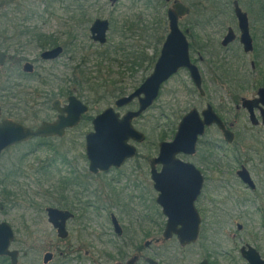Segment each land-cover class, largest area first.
<instances>
[{"label":"rangeland","instance_id":"374dc122","mask_svg":"<svg viewBox=\"0 0 264 264\" xmlns=\"http://www.w3.org/2000/svg\"><path fill=\"white\" fill-rule=\"evenodd\" d=\"M179 1L191 7V13L181 20L180 25L183 31L187 29L186 34L194 45L191 57L204 78V87L208 93L207 97L203 99L199 96L186 70H181L172 77L163 85L161 95L153 107L133 122L135 128L147 136V140L140 145L132 143L138 149L139 155L134 159H130L123 167V172L127 176L115 172L109 176L97 177V179L91 181L92 185L85 192L86 194L78 186V181L72 187L66 186L67 183H64L65 186L59 189L62 190L61 192L57 191L56 187L62 182L61 179L66 176L69 177V167H78L77 172L81 171L82 178L88 177L85 174L88 171L86 162H89L85 150L86 135L94 131L93 119L105 109L114 105L115 99L111 101L100 100L98 102V98H95L98 93L92 92L93 100L89 101L91 103H87L90 108L89 111L83 115L80 124L64 138L43 141L45 145L40 146L39 151L33 153L30 149L35 146L33 143L37 144V142L21 145L0 159V169L1 164L20 163L22 166L23 176H20L18 181L22 190L21 197L12 202H3L4 208L0 210V221L7 222L15 232V240L11 245V249L20 252L19 264H44L43 257L48 252L55 255V260L49 264L63 263L67 253L72 252H76L81 257V264L85 263L87 258L89 259L87 264H89V261L95 264L100 261L104 264H113L109 255L113 256V243H115V240L111 238L110 233L105 235L102 231L104 227L109 228L112 226L110 214L108 215V213L111 212L117 215L122 226L134 225L137 227L138 225H146L147 227L149 223H152V226L164 223L165 219L158 214V206L155 201L158 193L154 190V183L149 176L148 162L158 156L160 136L166 138L164 141L173 140L175 133L168 132L167 124L170 127L171 123H175L176 126L179 118L188 113L189 110L197 108L200 111L206 107L207 103L219 107L221 99L230 96L227 89L215 94L214 91L208 89V84L211 81L213 72L211 61L230 62L224 60V56L230 54H227L221 47V40L226 34L225 29L232 27L237 30V22L232 7L234 0ZM73 2L79 3L78 6L81 5L82 0H0L2 6L0 25L9 23V29H2L5 33L16 34L19 30L22 32V29L29 27L34 32L56 34L62 42L65 39L61 37V34L77 35L78 41L75 42V47L79 50L82 46L84 48L83 55L88 60L87 64L85 63L84 71H86V75L82 77L83 80L89 77L103 76L110 86H114V82L123 85L127 89L125 91L126 95L134 92L152 73L162 44H158L154 40L150 43V41H145V38L137 36V33L132 34L131 37H134H130L131 39L127 41L128 45L136 46V53L145 54V56L151 57L156 54L154 64L145 63L142 67L130 69L132 61L115 56L112 58L118 59V62H113V64L103 63L101 67L103 69H101L96 66V55L104 51V48L112 49L116 43L121 42L122 38L118 31H120L123 15L130 13L132 0H119L115 6H112L110 0H87L86 5L93 11L92 21L100 18L108 19L110 23L113 21L120 22V24L114 25L117 28L116 31L110 29L108 42L104 46L94 44L91 40L89 29L92 22L84 26L85 24L81 23L79 16L77 17L78 21H75V23L70 20V16L74 12ZM239 3L243 10L248 13L251 33L257 39L255 53L251 55L243 53V81L247 83V90L243 91V95L251 98L256 96L260 85H264V0H239ZM86 5L83 8L85 10L87 9ZM141 6L142 3H139L138 9L134 8L133 12L136 13ZM170 6L168 5V7ZM66 7L69 9H66ZM214 7H218V9L215 10ZM150 13L151 11L148 10L146 14L149 15ZM214 18H218V22H214ZM27 20L30 21V24L25 22ZM13 21L15 27L11 26ZM17 23H19V27H17ZM81 24L83 25L81 26ZM13 43L27 44L19 41ZM127 43H122L119 47L126 46ZM72 47L75 50L74 46ZM236 48L237 45L234 44L230 48L231 53H234ZM21 50L25 53L21 54L25 59L39 58L38 48L28 45V47ZM69 57L70 54L53 65L40 66L38 72L41 73L42 77L47 78L48 87L39 84V77L41 76H37V73L22 81L25 88L21 87L19 89L20 97H23L22 91L23 94L26 93L27 95L24 96V101H22V119L25 123L30 125L40 124L44 119L54 115L52 101L43 103L39 93L43 90L47 91V89L52 91L57 89L62 85L60 79L69 80L71 77L73 79V70L79 60L69 59ZM252 61L258 63V68L255 71L251 67ZM19 71L18 68H15L17 75ZM69 87L77 95L87 89L86 86L81 89L72 82ZM85 93L82 97L90 95L87 92ZM83 101L85 102L84 99ZM227 102L228 100H225V103ZM136 109L137 105L134 104L131 107L117 109V111L123 115L128 110ZM34 112H37L38 115H33ZM25 113H27L26 116ZM236 118L239 119V117ZM64 160L68 162L67 166L63 164ZM260 169L261 174L264 175V166L262 165ZM238 182V178H236L233 182V192L224 190L222 194L214 197L218 202H222L221 207L229 211L231 216H237H234L233 220L230 216L221 217L226 230L223 235L215 233L210 228L209 223L211 224L213 220L210 221L208 215L207 217L202 215L204 230L201 229L200 238L195 245L184 249L176 240H164L162 233L152 232L146 240L153 241L151 255H147V257L153 258L157 264H163V257H160L162 254L166 255V262L169 264H199L208 257V251L215 247L213 246L215 241L219 244L215 248L231 253L225 260L219 262L221 264H238L240 258L237 246L244 241H258L254 238L255 236L264 241V223L262 224L261 218L259 220V217L254 214L255 209H248L251 217H246L243 221V206L239 207L233 200L229 201V197L231 198L233 195H238L241 199L244 192L250 194L249 191H243V186ZM116 191L120 193L119 197L114 196ZM74 195H79L83 199L82 203L84 205H81L82 210L80 209L79 214H77L78 218L70 222L68 226L69 237L63 240L57 236L55 229L48 222L46 209L48 207L62 209L63 198L66 196L71 203H74ZM70 202H67V204ZM204 203L206 206V202ZM84 222L90 223L91 228L89 229ZM237 222L242 225L244 223V230H238ZM246 232L249 234L247 235ZM100 234L101 236H99ZM158 239L161 242L156 243ZM146 241L143 242V245ZM132 253L133 251L130 255ZM144 263V260H142L141 264Z\"/></svg>","mask_w":264,"mask_h":264},{"label":"flooded vegetation","instance_id":"af4514ba","mask_svg":"<svg viewBox=\"0 0 264 264\" xmlns=\"http://www.w3.org/2000/svg\"><path fill=\"white\" fill-rule=\"evenodd\" d=\"M175 1H179V0H162V5L164 7L166 18H167V33L165 35L164 41H162L163 43L162 42L160 43L162 44V46L169 33L168 11L173 7ZM234 1L232 2V7H233L234 16L237 22V30H235L232 27H228L227 29H225L226 34L223 36L221 40L222 49L227 54L228 53L230 54V55H225L224 60L230 61V62L225 63L221 61L216 62L212 60L211 64L213 65V72L211 75V81L208 84V89L211 91H214L215 94H219L221 90L227 89L230 96L226 98H222L221 105H219V107H214L213 104L207 103L206 107L200 111L197 108H193L198 111L201 118L203 119V116H202L203 111H205L208 108V106H211L213 108V111L216 113L218 118L221 120L224 126V129L220 128L217 124H212L210 126L206 125L203 135L198 137L196 147H195V152L193 154H187V153L181 152L180 154L177 155V158H179L184 164L193 165L195 169L199 171L201 173V176L203 177V186L201 189V193L194 202V206L201 218L199 238L201 234V229L204 230V227H203L204 225L202 226V215L204 217H207L208 215L209 220L210 221L213 220L211 224L209 223V226L211 229L214 230L215 233H218L220 235L221 234L223 235V233L226 232L225 226L223 225L224 223L222 222L221 217L230 216L232 220L234 216L237 217L236 215L231 216L229 211L221 207L222 202H218L217 200L214 199L215 196H219L220 194H222L224 190H229L233 192L234 190L233 182L235 181L236 178H238V181H239L238 183L243 186V191H249L251 195L249 193L244 192L241 199H239L238 195H233L231 198L229 197V201L233 200V202H235V204L238 205L239 207L243 206V221L245 220L246 217H251V213H249L248 209L253 208L255 209L254 214L259 217V220L261 218L262 224L264 223V175L261 174V169H260L262 165L264 166V121H263L264 120L263 118L264 105L258 102V99L260 98L259 91L261 89H264V85H260L255 97L249 98L246 95H243V91L247 90V87H246L247 83L246 81H243V53L245 55L254 54L257 49V42H256L257 39L255 35L251 33V25H250V19H249V30H250V34L253 40L254 50L251 53H245L244 48H243V43L241 42V29L239 27L238 19L235 15ZM168 5H171V6L168 7ZM187 6L190 8V12H189L190 14L191 7L189 5ZM183 18L184 17H182L179 20V28L181 30L182 28H181L180 23ZM217 19L218 18H214L213 21L218 22ZM25 22L27 24H30V21L28 20ZM14 25H15V22L13 21L11 26L14 27ZM16 25L17 27H19V23H17ZM2 29H9V23H3ZM230 30H232L233 33L235 34V39L229 44L225 45L223 44V41L225 37L228 35ZM186 31L187 29H185V31L182 30V32L186 35L187 40L189 42V50H190V57H191V51L193 52L194 45L189 40V37L187 36ZM61 37H64L63 38L65 39L64 42H62L61 39H58L56 34L50 35V34H46L42 32H34V31H31L29 27L27 29H22V32L21 30H19V32L16 34L9 33V32L0 33V50L5 54V62L2 66H0V126H2L5 122L10 121L16 124H20L24 127L37 130L42 125V123L44 122L52 123L58 119L59 112L54 108V104L57 101L59 102V107L64 108L68 104V101L72 96H75L78 99H80L76 94L73 95V93L71 92L70 87H69L71 85L70 79L69 80L60 79L61 80L60 83H62V85H60L57 89H54L53 91L51 89H47V91L43 90L39 93L40 94L39 96L43 100V103L47 101H52V109H53L54 115L52 117L44 119L40 124L30 125V124L25 123L22 119V115H23L22 101H24V96H27L26 93L23 94V91H22L23 97H20L19 89L21 87L25 88L22 85V81L34 75L35 73H37V76L38 75L41 76V73L38 72L41 65L42 66H44L45 64L53 65L54 63L59 62L61 59H63V57L67 56L68 54H70L69 59L70 58L72 59L73 53L76 54L78 52V53L83 54L84 48L82 46L81 48H79V50H77V48L75 47V42L78 41L77 35L73 37L70 33L68 34L64 33V34H61ZM71 38H74V39L71 40ZM52 39L57 40L56 45L48 43V41ZM14 41H19V42H23L27 44L26 45L22 43L14 44L13 43ZM93 43L98 44V43H95L94 41ZM234 44L237 45V48L234 50V53H231L230 48ZM28 45H31L34 48H38L39 58L35 57L33 60H30V59H25V57L21 55V54H25L23 53V50L21 49H23L24 47H28ZM15 46L19 48L17 49ZM72 46H74L75 50L72 49L73 48ZM162 46H161V49H162ZM58 47L62 48V52L60 53L58 57L53 58V59H45L42 57L43 53L53 50ZM160 53H161V50H160ZM76 60L78 61L77 58ZM191 60H192V57H191ZM83 61L84 59L82 61H79L76 67H78L79 65L83 66L84 64ZM21 66H23V68H21ZM65 67L67 69L66 65ZM251 67L253 68V71H255L256 68H258L257 61L256 62L252 61ZM15 68H18L20 70L18 72V75L15 73ZM181 70H186V69H181ZM181 70H179V72ZM189 76H190V73H189ZM261 77L263 78L262 74H261ZM46 79L47 78H45V76L39 77V84L43 87H48L47 86L48 81H46ZM192 84H193V87H195V90L198 91L199 96L205 99L208 93L204 87L205 81H204L203 76H202L203 94H201L200 90L197 88L196 84L193 81H192ZM162 87H161V90H162ZM161 90H160L159 97L161 95ZM159 97L157 98V100L159 99ZM117 99H115L114 105L110 107H115V102ZM80 100L83 101L82 99ZM225 100H228V102L225 103ZM156 101L154 102V104L156 103ZM248 101L251 102L252 109L248 107V103H247ZM134 104L137 105V109H138L139 107L138 99H135L127 107H131ZM153 105L150 108H152ZM115 109L117 110L116 107ZM193 109L189 110L188 113L192 111ZM25 111H27V109H25ZM128 111H135V110H128ZM188 113H186L185 115L179 118L176 126H175V123H171L170 127L167 124L166 127H168V132L170 133L172 132L176 134L179 131V127L184 117ZM237 113L238 115H236ZM26 114L27 113H25V116ZM33 115L37 116L38 113L34 112ZM236 117H239V119ZM136 120H138V118L135 119L134 122ZM72 130H74V128L66 130L65 135L62 137H58V136L35 137L25 142L11 145L8 148H5L2 150V152L0 153V159L6 156L11 150L21 145H28L33 142H37V144L33 143L35 146L30 149L31 153L37 152L39 151L40 146L45 145L44 144L45 142L43 141H51L54 139L64 138ZM168 132L166 130V134ZM226 132H229V136L233 137L232 141L227 140ZM145 137H146L145 138V141H146L147 136L145 135ZM162 142H171V141L161 140L160 144ZM131 143H136L137 145L142 144V143H137L134 141H131ZM160 144H159V151H160ZM85 150H86V145H85ZM158 156H159V152H158ZM152 160L153 159H151L150 162H148L149 163L148 167H149V176L152 182L154 183L152 179ZM128 161L130 160H127L126 163H124L120 168L112 167L108 171H105V172L99 171L97 174H94L90 171L89 169L90 163L86 162L88 171H86L85 174L86 176H88L87 178H82L83 175L80 173L81 171L77 172L78 167H69L68 169L69 170L68 172L70 173L69 177L66 176L60 181L67 183L66 186H69V187H72V185H76V182L78 181L79 182L78 186H80V189H82L83 193L86 194L85 192H87V190H89L90 186L92 185L91 181H93V179H97V177L109 176L115 172H120L123 176H127V174L123 172V167L127 164ZM63 164L67 166L68 162H65L64 160ZM1 165L2 167L0 169V210L4 208L2 204L3 202H12L21 197L22 190L20 188L18 181L20 180V176H23L22 166L20 163L1 164ZM155 168L158 172H161L163 168V164L157 163L155 164ZM245 171L249 174V177H248L249 181L245 180L244 175L242 176L240 173V172L245 173ZM132 176H134V174H132ZM112 179L114 180L115 178H112ZM211 182L213 183L211 184V186H209ZM153 187H154V184H153ZM59 191L61 192V190ZM157 193H158L157 195V198H158L159 192ZM119 195L120 193H118L117 191H116V194H114L115 197H119ZM74 196H75L73 197V200L75 201L74 203H71L66 196L63 198L65 202L64 201L62 202L61 210L70 211L74 215V217L71 218L67 222V226H66V229L68 232L67 238L70 235L69 230H68V226L70 222L75 221L78 218L77 214H79L80 209L82 210L81 205H84V203H82L83 199L79 195H74ZM157 198L155 199V201L158 206V214L159 216H162L165 219L163 221L164 223H161L160 225H157V226H152V223H149L147 227L146 225H143V226L138 225L137 227H135L134 225L122 226L120 224V221L117 215L111 212L108 213V215L110 214V221H111L112 226L109 228L104 227L102 231H103V234L105 235L110 233L111 238L115 240V243H113L114 244L113 245L114 246L113 256L109 255L113 264H127L129 261L135 258H136V261L134 264H141L142 260H144L145 262L144 264H150L149 261L154 260L150 256L147 257V255H151L150 252L152 249L153 241L152 240L146 241V240L147 238L151 236L152 232L162 233L163 235L166 230L167 221H168L167 216H165L163 213V208L157 203ZM67 202H70V203L67 204ZM204 202H206V206L204 205L205 204ZM113 216L117 219L119 223V226H120L119 230H121L120 233L117 232L116 227L114 226ZM250 220H252V218H250ZM84 224L89 229L91 228L90 223L88 224L84 222ZM237 224H238L237 225L238 230H242V229L244 230L245 228L244 223L242 225L239 222H237ZM217 225H221V226H217ZM179 228H181V226H179ZM261 232L263 233L262 229H261ZM246 233L247 235L249 234L248 232ZM101 234L99 236H101ZM67 238L63 240H66ZM254 238L257 239L258 241H255V242L244 241L239 246H237V252L240 258V262L238 264H252L255 260H257L255 261L256 263L258 261L261 262L259 264H262L264 262V241L258 238L257 236H255ZM164 240H167V239L164 238ZM168 240H176L178 244L184 249L195 245L198 241L197 240L195 243L182 246L177 236H173L172 238ZM144 241L146 242L143 245ZM158 242H161V241L158 239L156 240V243ZM217 245L219 244L214 241L213 246L216 247ZM215 247L208 251L209 252L208 257L206 259H203L199 264H201L205 260L208 262V264H221L219 261L225 260L229 255H231V253L217 249ZM132 251L133 253L130 255ZM249 252H251V254H253L254 257L256 256L257 259L252 258L251 256L249 257L248 256ZM165 256H166L165 254H162L160 256L161 258L163 257L162 258L163 264L164 263L169 264L168 262H166ZM0 259H3V258H0ZM80 259L81 257L78 254H76V252L67 253V256L65 257L63 263H59V264H81ZM54 260H55V255H54V259L51 262H53ZM85 260L86 261L83 264H87L89 259L87 258ZM89 264H95V263L93 262L90 263L89 261ZM98 264H104V262L100 261L98 262Z\"/></svg>","mask_w":264,"mask_h":264},{"label":"water","instance_id":"95a60500","mask_svg":"<svg viewBox=\"0 0 264 264\" xmlns=\"http://www.w3.org/2000/svg\"><path fill=\"white\" fill-rule=\"evenodd\" d=\"M110 2L112 6H115L119 0H110ZM1 8L0 3V11ZM234 10L241 29V42L244 51L245 53H251L254 46L249 30L248 14L242 10L238 0L234 1ZM189 12L190 8L187 5L180 1L174 2L173 7L168 11L169 33L153 72L138 89L129 95L120 97L115 102V107L121 109L138 99V109L128 111L121 116L115 107H109L93 119L94 131L86 136V156L92 173L105 172L112 167L120 168L127 160L136 156L138 151L131 144V141L142 143L146 137L135 128L133 121L143 115L154 104L159 97L163 84L177 74L179 70L186 69L190 73L192 81L203 94L200 70L192 62L189 42L186 35L179 28V20L188 15ZM110 27L108 19H95L89 29L90 38L101 46L106 45ZM234 39L235 34L230 30L223 44L227 45ZM61 52L62 48L58 47L43 53L42 57L53 59L58 57ZM4 62L5 54L0 50V66ZM259 96L258 102L264 105V89L259 91ZM247 103L248 107L252 109L251 102L248 101ZM54 108L59 112L58 119L52 123H42L37 130L10 121L0 126V153L11 145L35 137H62L65 135L66 130L76 128L80 124L83 115L89 111V106L75 96L69 99L64 108L59 107L58 101L54 104ZM202 116L203 119L196 109L190 111L184 117L174 139L171 142H162L159 156L152 160V179L155 190L159 192L157 203L163 208V213L168 218L163 236L167 240L177 236L182 246L195 243L199 238L201 218L194 202L201 193L203 177L193 165L184 164L177 158V155L181 152L187 154L195 152L198 137L203 135L206 125L217 124L224 129L221 120L211 106L203 111ZM226 138L228 141L233 140V137L229 136V132H226ZM157 163L163 164L161 172H158L155 168ZM240 173L242 176L244 175L245 180L249 181V174L246 171ZM46 213L48 222L56 230L57 236L61 239L67 238L66 226L67 222L74 217L73 213L55 207H48ZM113 223L117 232L120 233L119 223L114 216ZM14 240L15 232L13 228L7 222H0V258H8L10 264H19L20 252L11 249ZM248 256L256 258L251 252ZM53 259L54 254L48 252L43 257V263L49 264ZM135 261L136 258L127 264H134ZM255 261L252 264L261 263ZM149 262L150 264H157L154 260ZM201 264H208V262L205 260Z\"/></svg>","mask_w":264,"mask_h":264},{"label":"trees","instance_id":"16d2710c","mask_svg":"<svg viewBox=\"0 0 264 264\" xmlns=\"http://www.w3.org/2000/svg\"><path fill=\"white\" fill-rule=\"evenodd\" d=\"M86 2L87 0H82L81 5L78 6L77 4L79 3L73 2L72 6H74L73 7L74 12L72 11L73 15L70 16V20H73L74 23L75 21H78L77 18L78 16L79 19L81 20V23L85 24L84 26H87L88 24L93 22L92 21L93 11L89 9V7L86 5ZM139 3H142L140 10L134 13L133 10L134 8L138 9ZM85 5L87 7L86 10L83 9L85 8ZM66 9L69 8L66 7ZM214 9L217 10L218 7H214ZM148 10L151 11L149 15L146 14ZM121 22H122L121 24L120 22H115V21L111 22V28L113 31H116L117 29L116 27H114V25H117L118 23L121 25L120 31H118L120 37L122 38L121 42L116 43V45L112 47L113 50L111 48L108 49L104 48V51L98 53L96 55L97 56L96 66L101 68L103 63L109 62L113 64V62H118V59L112 58L115 56H118L119 58L125 59L130 62L132 61L131 62L132 67H130V69H134L136 67L138 68L142 67L145 63H148L150 65L154 64L156 60V54L149 57L147 55L145 56V54L136 53V49H137L136 46L128 45L127 41L133 38L134 36L133 37L131 36L132 34L134 35L135 33H137V36L145 38V41L147 42L150 41V43L152 40L156 41L158 44L164 41L165 35L167 33V18L164 7L162 5V0H132V5H130V13L123 15V19ZM83 24H81V26ZM0 26H1L0 33H4V31L2 30L3 24H1ZM72 36L74 37L73 34ZM73 39L74 38H71V40ZM125 42L127 43L126 46L119 47L120 44ZM48 43L56 45L57 40L52 39L49 40ZM80 54L81 53L78 52L76 54L75 53L72 54V59L77 58L79 61H82L84 59L83 61L84 64L83 66L79 65L78 67L74 68L72 75L73 79L71 77L70 80L75 86L80 87L81 89L83 88V86H86L87 89L83 90V92L80 93L79 95H77L76 92L71 90L73 95L76 94L82 100L84 99L86 103H91L89 101L93 100L92 92L98 93V96L95 97L98 98V102L100 100L111 101L113 99H117L119 97L126 95L125 91L127 89L123 85L114 82L115 83L114 86H110L108 84V81L104 79L103 76L89 77L88 79L83 80L82 77L86 75L85 74L86 71H84L85 63L87 64L88 60H86L85 55L83 54L80 55ZM85 92H87L90 95H88V97H82L83 94H86ZM160 140H165V137L160 136ZM64 183L65 182L59 183V185L56 187L58 191L61 187L65 186ZM0 264H9L8 258L0 259Z\"/></svg>","mask_w":264,"mask_h":264}]
</instances>
